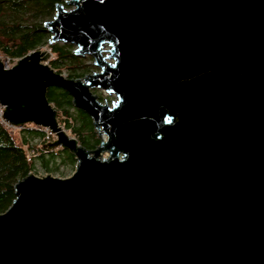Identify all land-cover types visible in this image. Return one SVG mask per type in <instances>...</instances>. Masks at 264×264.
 <instances>
[{
  "label": "water",
  "instance_id": "water-1",
  "mask_svg": "<svg viewBox=\"0 0 264 264\" xmlns=\"http://www.w3.org/2000/svg\"><path fill=\"white\" fill-rule=\"evenodd\" d=\"M44 26L99 71L64 77L40 49L0 60L2 119L76 161L14 184L0 264H264V0H67ZM49 87L96 148L60 126Z\"/></svg>",
  "mask_w": 264,
  "mask_h": 264
},
{
  "label": "trees",
  "instance_id": "trees-1",
  "mask_svg": "<svg viewBox=\"0 0 264 264\" xmlns=\"http://www.w3.org/2000/svg\"><path fill=\"white\" fill-rule=\"evenodd\" d=\"M67 0H0V56L17 60L46 44L50 34L44 23L53 18L55 6ZM52 58L48 61L57 73L61 67L67 77L78 79L90 71L83 58L75 56L68 44H47ZM49 103L57 110V119L69 130L78 144L94 149L100 143L92 120L87 113L72 105V97L62 88L49 87ZM45 129L33 124L13 129L0 123V213L14 199V184L36 168L45 174L58 172V163L74 164L75 158L63 148L44 145ZM39 140L41 145H35ZM34 151L33 153H30Z\"/></svg>",
  "mask_w": 264,
  "mask_h": 264
},
{
  "label": "rangeland",
  "instance_id": "rangeland-1",
  "mask_svg": "<svg viewBox=\"0 0 264 264\" xmlns=\"http://www.w3.org/2000/svg\"><path fill=\"white\" fill-rule=\"evenodd\" d=\"M66 8H68L69 9V7L68 6H66ZM51 20V19H50ZM49 40H50V37H49V39L46 41V44H44V45H42V46H40L38 49H40V50H47V51H49V49H47V44H50L49 43ZM60 43V42H59ZM52 44V43H51ZM62 44V43H61ZM74 47V46H73ZM74 49H75V47H74ZM73 49V50H74ZM72 53H73V51H72ZM52 58V55L50 54V58L48 59V60H46V61H44V63L45 64H47V65H49L50 66V64L48 63V61L50 60ZM80 58H83L84 60H85V64H87V65H89L90 66V71L87 73V74H90V73H92V72H98L99 71V69L97 68V67H95L94 65H93V60H92V58L91 57H88V56H83V57H80ZM2 59L4 60L5 58L4 57H2V56H0V60L2 61ZM16 63V60H15V62H12V61H10V65H11V67L14 65ZM51 67V66H50ZM52 68V67H51ZM53 69V68H52ZM54 70V69H53ZM56 72V71H55ZM60 74L61 75H63L64 77H67V74H68V70L65 68V67H61V72H60ZM92 93L93 94H95L97 97H98V99H99V101L100 102H108L109 104H111V102L115 99V96L113 95V94H108V93H106L104 90H102V89H92ZM56 111L58 110V109H56V107H54V105L52 106ZM57 115H58V113H57ZM57 121H58V119H57ZM58 123L60 124V126H62V128L66 131V133L69 135V136H71V137H74V136H72V134L69 132V130L68 129H66L63 125H62V123H60L59 121H58ZM75 138V137H74ZM55 139H56V137H55V135H53V134H49V132L47 133L46 132V136H45V139H44V145L46 146V145H48V143H50V142H53V141H55ZM76 139V138H75ZM34 144L35 145H38L39 146V144L41 145V143H40V141L39 140H36V141H34ZM55 149H57V148H55ZM34 151H32V152H30V153H33ZM74 168H75V163L74 164H72V165H70V164H60V163H58V172H53V173H50V174H52L53 176H56V177H61V178H66V177H69V176H71L72 175V173H73V171H74ZM34 174H36V175H44L45 174V172L42 170V169H40V168H36V169H34L33 171H32Z\"/></svg>",
  "mask_w": 264,
  "mask_h": 264
},
{
  "label": "built area",
  "instance_id": "built-area-1",
  "mask_svg": "<svg viewBox=\"0 0 264 264\" xmlns=\"http://www.w3.org/2000/svg\"><path fill=\"white\" fill-rule=\"evenodd\" d=\"M10 61L15 62V60H10L9 58H5L4 60L2 59V62H3V64H4V67H5V68H10V67H11V65L9 64ZM3 109H4V107H3L2 105H0V123L6 125L7 127L12 128V130H13V129H19V128H21V127H19V128H18V127H17V128H16V127H12V126L8 125V124L2 119V112H3ZM45 131H46L47 133L49 132V134L51 135V133H50L49 130L45 129Z\"/></svg>",
  "mask_w": 264,
  "mask_h": 264
}]
</instances>
